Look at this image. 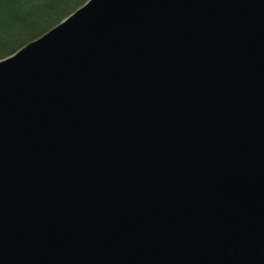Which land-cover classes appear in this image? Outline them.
<instances>
[{
  "label": "water",
  "instance_id": "water-1",
  "mask_svg": "<svg viewBox=\"0 0 264 264\" xmlns=\"http://www.w3.org/2000/svg\"><path fill=\"white\" fill-rule=\"evenodd\" d=\"M0 264H264V0H87L0 59Z\"/></svg>",
  "mask_w": 264,
  "mask_h": 264
},
{
  "label": "trees",
  "instance_id": "trees-1",
  "mask_svg": "<svg viewBox=\"0 0 264 264\" xmlns=\"http://www.w3.org/2000/svg\"><path fill=\"white\" fill-rule=\"evenodd\" d=\"M87 0H0V59L59 23Z\"/></svg>",
  "mask_w": 264,
  "mask_h": 264
}]
</instances>
